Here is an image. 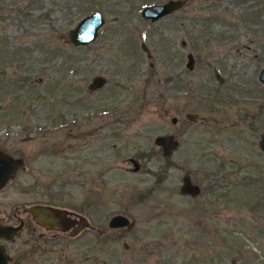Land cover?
Segmentation results:
<instances>
[{
  "label": "rangeland",
  "instance_id": "rangeland-1",
  "mask_svg": "<svg viewBox=\"0 0 264 264\" xmlns=\"http://www.w3.org/2000/svg\"><path fill=\"white\" fill-rule=\"evenodd\" d=\"M167 1L0 0V148L25 160L0 210L48 203L106 232L39 239L47 253L21 264H264V0H185L143 17ZM95 11L106 18L96 42L69 43ZM97 75L108 82L93 91ZM161 134L179 140L169 157ZM185 175L199 195L181 193ZM116 214L133 225L109 228Z\"/></svg>",
  "mask_w": 264,
  "mask_h": 264
},
{
  "label": "water",
  "instance_id": "water-1",
  "mask_svg": "<svg viewBox=\"0 0 264 264\" xmlns=\"http://www.w3.org/2000/svg\"><path fill=\"white\" fill-rule=\"evenodd\" d=\"M185 4V0H169L165 3L147 5L142 10V15L145 19H150L152 22L158 21L161 18L173 13L174 11L180 9ZM106 19L102 13L95 11L79 21L76 27L70 29L67 32V41L75 46H86L94 43L99 36L100 28L105 24ZM143 48L148 52L151 57L152 54L148 46L143 43ZM195 65V57L192 53L189 54L188 68L193 69ZM219 79H221L220 73H217ZM259 80L264 84V67L262 68ZM108 80L103 75H97L94 77L90 84V89L93 91L103 88L107 84ZM186 118L192 122H196L200 119L198 113L188 112ZM178 117H173L172 121L176 123ZM155 144L161 147L163 155L169 157L178 148L179 140L174 134H161L155 138ZM260 148L264 151V133L260 139ZM133 163L134 171H139L141 169L140 162L131 158ZM24 164L23 158H14L10 154L0 150V189H2L10 179V177L16 172L17 168ZM202 192V188L199 184L194 183L190 175H185L183 177V184L181 186L182 194L189 195H199ZM34 213L42 214H52L56 211L55 208L50 206L40 205L32 206L28 209ZM63 212V210H60ZM41 225L45 227H50L47 221H38ZM133 225L132 220L124 214H116L109 221V228L118 229L131 227ZM18 228L12 226H2L0 225V236H8L10 238L16 234ZM9 256L5 252L4 246L0 245V264H8Z\"/></svg>",
  "mask_w": 264,
  "mask_h": 264
},
{
  "label": "flooded vegetation",
  "instance_id": "flooded-vegetation-1",
  "mask_svg": "<svg viewBox=\"0 0 264 264\" xmlns=\"http://www.w3.org/2000/svg\"><path fill=\"white\" fill-rule=\"evenodd\" d=\"M3 138L4 137L0 136V142L3 140ZM0 150L10 154L9 152L1 148ZM10 155L13 156L12 154ZM14 158H20V157H14ZM194 183L196 182L194 181ZM2 189H0V193ZM40 205L50 206L52 208H55L56 211L52 214L41 215L40 213H34L28 210L32 206H40ZM60 210H63V212H60ZM40 220L47 221L50 227H45L41 225L38 222ZM0 225L12 226L18 228L16 234L11 236L10 238H7L8 236H0V245L4 246L5 252L8 254L10 258L8 264H21V262L28 256L47 253L45 250V245H47V242H44V244H42L41 240L39 239H43V240L47 239V241H54L57 238L63 237L69 241H72L78 238L79 236H81L86 230L97 231L99 235H104L106 233L105 231L96 229L95 225L92 224L85 215L73 211H68V209L56 205H51L48 203H34L27 206L23 205L21 207H16L15 209L12 210V212L8 214H6L5 212L2 213L0 210ZM24 232H28L30 234V238L24 240V245H28V247L27 249H23V250L18 249L17 251L19 253L17 252L18 254H14V250L11 248V246L16 243L17 239ZM126 247H128V245H126ZM92 259L97 260V256L90 257L89 255H85V256L63 255L56 257L55 263L56 264H87ZM96 264H99V262H96Z\"/></svg>",
  "mask_w": 264,
  "mask_h": 264
}]
</instances>
